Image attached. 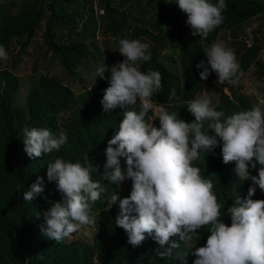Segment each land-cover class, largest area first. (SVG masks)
<instances>
[{
    "label": "clouds",
    "instance_id": "1",
    "mask_svg": "<svg viewBox=\"0 0 264 264\" xmlns=\"http://www.w3.org/2000/svg\"><path fill=\"white\" fill-rule=\"evenodd\" d=\"M175 4L186 14L191 35L200 39L223 23L227 9L226 0H175ZM150 47L138 39L121 38L118 52L123 61L111 68L102 62L97 68L95 77L100 79L110 72L109 86L99 100L103 137L86 151L82 162L57 157L47 165V180L56 184L51 192L59 199L38 213L37 219L42 216L44 221L40 232L55 242L69 243L95 239L107 226L120 227L127 236L120 243L128 242V249L143 245L151 255L173 258L172 264H264V199L251 198L264 193V111L259 107L264 98L257 104L234 87L252 64L254 72L256 63H262L259 52L242 73L235 53L223 42L204 48L207 66L203 60L196 65L203 69L200 79L214 72L217 84L228 92L220 91L212 104L202 90L212 77L193 100L182 101L171 89L167 100L187 106L188 112L179 118L177 111L169 112L152 99L162 90L161 73L140 70L142 62L151 60ZM8 59L0 45V60ZM57 80L61 94L44 98L45 107H39L23 129L24 152L30 159L50 156L67 143L66 133L58 134L61 127L56 121L59 115L66 116L63 92L68 97L67 91L72 95L89 88L75 93ZM27 91L21 101L16 91L15 101L23 102ZM201 91L204 95L196 98ZM221 92L235 103V96L245 97L252 109L225 116L217 104ZM137 100L138 111L132 107ZM156 118L159 127L153 124ZM216 165L233 169L247 192L228 207L230 225L221 219L224 204L212 181L201 175ZM44 190V178L37 177L23 199L33 201Z\"/></svg>",
    "mask_w": 264,
    "mask_h": 264
},
{
    "label": "trees",
    "instance_id": "2",
    "mask_svg": "<svg viewBox=\"0 0 264 264\" xmlns=\"http://www.w3.org/2000/svg\"><path fill=\"white\" fill-rule=\"evenodd\" d=\"M108 1L0 2V45L6 50L16 49L11 66L21 55L26 54L28 44L41 27L42 44L37 47L43 54L49 52L50 57L57 59L67 80L78 78L77 69L85 64H92L91 68L96 71L102 62L108 68L122 62L123 56L102 59V52L95 40L97 30L100 29L101 34L116 36L126 24L124 15L113 10ZM212 2L215 3L216 0ZM93 4L103 9L102 15L95 17ZM226 4L223 23L206 39L191 35L192 31L184 24L187 16L178 9L174 1L144 0L138 6L142 15L147 12L145 7L158 11L156 20L152 23L154 33L144 27L131 31L132 39H138L142 35L151 40V60L142 62L140 70L147 72L151 69L161 73L162 90L152 99L154 103L166 106L169 112L177 111L179 118L188 112L186 104L170 103L167 97L170 90L175 88L182 101L193 100L203 84L211 80L213 72L206 80H201L199 72L203 69L196 67L201 60L207 66L204 48L215 41L220 30H230L257 14H264V3L259 0H226ZM12 7L17 10L12 11ZM166 22L173 25L171 32H174L176 40L175 58L166 55L168 44L162 30V24ZM260 48L258 43H251L247 46L239 44L235 49L242 73L254 61ZM166 56L169 58L166 59ZM254 72L264 77V64L256 63ZM109 76L110 72H105V79L97 76L94 82L93 78L89 88L79 94L71 95L67 91V97L66 91L63 92L62 108L66 116L59 115L56 121H59L61 127L58 134L65 132L67 143L59 151L50 153V156L30 159L24 152L23 129L29 126L31 115H37L39 107H45L41 101L46 97L60 95L62 89L55 76H42L38 83L28 89L24 101L17 102L16 76L9 69L0 67V264H172L173 258L162 259L157 254L151 255L143 249V245L140 249L139 246L128 249V242L120 243L119 239L127 241L125 231L120 227L107 226L101 228L95 239H77L69 243L55 242L40 232V225L44 221L42 216L37 219L38 213L46 211L59 199L51 192L56 190V184L47 180V165L57 157L68 162H82L86 151L96 147L102 139L103 129L98 125L99 100L109 86ZM219 97L218 108L222 109L225 116L251 110L253 106L243 96H235L238 98L237 103L222 92ZM132 107L138 111L139 101ZM259 107L264 111V103ZM153 124L159 127L158 118ZM212 168V171H202L201 175L212 181L219 202L224 204L221 219L230 225L228 207L232 206L237 195L243 199L247 192L243 191V182L237 179L233 169L218 165ZM37 177L44 178L45 190L33 201H25L23 193L30 189ZM251 198L264 199V193H257ZM186 257L191 259L190 254Z\"/></svg>",
    "mask_w": 264,
    "mask_h": 264
},
{
    "label": "rangeland",
    "instance_id": "3",
    "mask_svg": "<svg viewBox=\"0 0 264 264\" xmlns=\"http://www.w3.org/2000/svg\"><path fill=\"white\" fill-rule=\"evenodd\" d=\"M5 0H0L4 2ZM15 3H19L21 0H12ZM174 1L175 0H171ZM264 3V0H259ZM144 0H109V6L118 13L124 15L126 19V24L124 28L120 30V33L116 36H112L109 33L101 34L100 29L95 32V40L97 41L98 48L102 52V59H117L122 55L118 52L119 42L121 38L132 39L131 31L136 28H147L152 33L153 30L152 23L156 20L158 11L156 9H149L145 7L144 10L147 11L143 15L138 11V6H140ZM16 7H12V11H16ZM187 29L192 31L190 26L185 22ZM173 25L162 24V30L166 34V40L168 48L166 49V55H171L175 58L176 56V40L174 38ZM42 32L43 27L39 28L35 32V36L31 39L28 47L26 48V54L21 55L19 60L14 62L11 66L12 61L16 55V49H8L9 59L7 61L0 60V67L9 69L16 76L17 91L16 95L17 101H21L25 91H27L29 85L35 82V80L41 76H56L60 81L65 82L69 85L75 93H79L82 90H86L92 79L95 77L96 71L91 68L92 64H85L79 66L77 72L79 77L67 80L66 76L62 73L61 67L56 58L50 57L49 52L43 54L41 49L37 47L38 44H42ZM171 35V36H170ZM138 40L151 45V40L146 36L139 35ZM214 42H223L227 48L231 49L235 55V49L239 44L245 46L251 43H258L261 49L258 54V61L264 63V14H257L254 17L249 18L243 23L238 24L230 30H220ZM166 59L169 56L165 57ZM88 65L90 68H88ZM253 65L248 68V70L243 73L240 77V81L234 87L237 91L247 98L254 100L257 104H261L264 98V79L260 78L253 72ZM176 69V68H175ZM177 74H180L176 72ZM27 89V90H26ZM203 92H208V96L212 101V104L217 100L218 93L220 91H226L217 84L216 74L213 72L211 83L206 84L203 87ZM202 91L196 96L200 98L204 95ZM228 92V91H226ZM149 115H152L150 112ZM251 183L250 180H247ZM120 196V195H119Z\"/></svg>",
    "mask_w": 264,
    "mask_h": 264
},
{
    "label": "built area",
    "instance_id": "4",
    "mask_svg": "<svg viewBox=\"0 0 264 264\" xmlns=\"http://www.w3.org/2000/svg\"><path fill=\"white\" fill-rule=\"evenodd\" d=\"M93 10L95 17H98L103 14V9L101 7L96 6L95 4H93Z\"/></svg>",
    "mask_w": 264,
    "mask_h": 264
}]
</instances>
